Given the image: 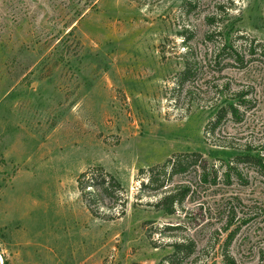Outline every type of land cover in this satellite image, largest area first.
I'll list each match as a JSON object with an SVG mask.
<instances>
[{
	"label": "rangeland",
	"instance_id": "374dc122",
	"mask_svg": "<svg viewBox=\"0 0 264 264\" xmlns=\"http://www.w3.org/2000/svg\"><path fill=\"white\" fill-rule=\"evenodd\" d=\"M247 152L264 158V0H0L6 264H264V169L223 177Z\"/></svg>",
	"mask_w": 264,
	"mask_h": 264
},
{
	"label": "trees",
	"instance_id": "16d2710c",
	"mask_svg": "<svg viewBox=\"0 0 264 264\" xmlns=\"http://www.w3.org/2000/svg\"><path fill=\"white\" fill-rule=\"evenodd\" d=\"M226 50V48H222L220 50L223 51ZM237 59V58H236ZM188 73V70L185 68V72L183 74V76H185ZM227 115L230 116H234L236 117L237 115V110L236 108L233 107L232 104H229V106L227 108H224L223 110H221L220 112H217L216 115L214 116V118H212V122L210 123L211 129L209 130V132H212L214 127L220 123V121L226 117ZM200 154H195L193 155V160L191 161L189 159L190 163H193L195 165H198V163H200ZM231 161L235 162V166H230ZM170 162H167L164 166H163V171H165V168L167 166H170L169 170L171 171V175L177 174V173H183L187 170L188 168V164H187V160H174V162L172 164H169ZM226 166H222L223 167V177L227 178V179H232L234 176V172H236L235 170L237 169L238 165H250L253 167H257L258 166L262 169H264V158L258 157L257 155H253L249 152L247 153H243V154H239L237 156H234L231 160L225 162ZM206 170L203 169L202 170V178L204 179V181H207V179L210 176L209 174H205ZM212 173L215 174V177L217 175L216 171L212 170ZM237 177V176H236ZM150 181L152 183H156V180L154 178V176L151 178L150 177ZM188 193V189L186 188H182V191H176V192H172L166 196H164V198H162L159 203L157 204V208H159L161 211H164L166 214L170 215L173 214V208L176 204H180L182 202V200L184 199V197L187 195ZM173 248L176 252H181L182 249L184 248L183 244H174Z\"/></svg>",
	"mask_w": 264,
	"mask_h": 264
},
{
	"label": "water",
	"instance_id": "95a60500",
	"mask_svg": "<svg viewBox=\"0 0 264 264\" xmlns=\"http://www.w3.org/2000/svg\"><path fill=\"white\" fill-rule=\"evenodd\" d=\"M0 263L1 264H6V259H5L4 255L2 253L1 248H0Z\"/></svg>",
	"mask_w": 264,
	"mask_h": 264
}]
</instances>
